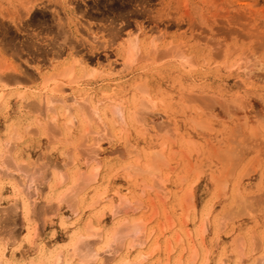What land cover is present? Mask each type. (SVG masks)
Listing matches in <instances>:
<instances>
[{
	"label": "rangeland",
	"instance_id": "rangeland-1",
	"mask_svg": "<svg viewBox=\"0 0 264 264\" xmlns=\"http://www.w3.org/2000/svg\"><path fill=\"white\" fill-rule=\"evenodd\" d=\"M0 155V264H264V0H0Z\"/></svg>",
	"mask_w": 264,
	"mask_h": 264
},
{
	"label": "bare ground",
	"instance_id": "bare-ground-1",
	"mask_svg": "<svg viewBox=\"0 0 264 264\" xmlns=\"http://www.w3.org/2000/svg\"><path fill=\"white\" fill-rule=\"evenodd\" d=\"M137 42H136V40H132V39H129V44H128V47L126 48V50H125V55H126V61H132V59L134 58V54H135V51H136V49H137ZM73 64H75V63H73ZM77 64H80L81 66H82V68H84V69H87L88 68V66H87V64L86 63H83V61L81 60L80 62L79 61H77ZM72 68V67H71ZM114 70V68L112 69V66L110 67H108L107 69H106V76H118L120 73L118 72V70H117V72H114L113 71ZM116 71V70H115ZM105 74V73H104ZM57 95V94H56ZM57 96H59L58 98H57ZM57 96H54V97H52V98H45V100L47 101L46 102V105H48V108L47 109H52L51 108V106H52V104H55V103H57L56 101H60V103H61V105L62 104H64L63 106V110H64V112H61V114H63L64 113V115L65 116H67V120L63 123V125H62V130H63V132L65 133H67V131H69V129H70V124H72V122H71V120H72V117L71 118H69L68 119V112H70L69 111V108H70V106H71V108H73L76 104L78 105V101L74 98H71L72 99V101H70L68 98V100H69V102H68V100L66 99V98H63V97H61L60 95H57ZM21 97H22V95H21ZM51 97V96H50ZM19 98V97H18ZM58 99V100H57ZM44 100V101H45ZM40 101V100H39ZM67 102L68 103H72L71 105L69 104V105H66L67 104ZM31 104V103H30ZM76 105V106H77ZM75 106V107H76ZM78 107H79V105H78ZM87 108V107H86ZM85 108V109H86ZM93 109V110H92ZM112 109H113V106H112ZM112 109H110V110H112ZM72 110V109H71ZM91 110H92V115L93 116H96V117H94V118H96L97 119V116H99V114H98V109L97 108H95V106H94V108H91ZM114 111H115V109H113ZM112 110V111H113ZM77 111H79L78 109H77ZM89 111V110H88ZM119 111V110H118ZM121 111V110H120ZM80 112V111H79ZM83 112V111H82ZM58 113H60V112H58ZM87 113V112H86ZM90 113V114H91ZM112 113V112H111ZM115 113V112H114ZM67 114V115H66ZM80 114V113H79ZM116 114H119V113H116ZM86 114H84V115H82V116H85ZM91 115V116H92ZM115 115V114H114ZM63 117V118H66V117ZM104 116V115H103ZM54 117L56 118V116H53V118H51L52 119V121L51 122H54ZM62 117V116H61ZM89 117V116H88ZM80 118H82V117H80ZM119 118V117H118ZM129 118V117H128ZM84 119V118H83ZM91 119V118H90ZM98 119H100V117H98ZM73 120H74V118H73ZM81 120V119H80ZM87 120H89V119H87ZM92 121V120H91ZM93 121H94V119H93ZM97 121V120H96ZM101 121V120H100ZM75 122V121H74ZM83 122V121H82ZM117 122V121H116ZM120 122V121H119ZM126 122V121H125ZM62 123V122H61ZM60 123V124H61ZM123 123V122H122ZM55 124V123H54ZM74 124V123H73ZM86 124V123H85ZM97 124V123H96ZM95 124V125H96ZM51 125H52V123H51ZM75 125V124H74ZM94 125V126H95ZM85 126V125H84ZM105 126V125H104ZM51 127H53V126H51ZM97 127V126H96ZM86 129H87V127H86ZM120 129V128H119ZM84 130V129H83ZM51 131V130H50ZM53 131V130H52ZM103 131V130H102ZM124 131V130H123ZM83 132V131H82ZM98 132V131H97ZM97 132H94V133H97ZM122 132V131H121ZM100 133V132H99ZM116 133V132H115ZM16 138V137H15ZM15 141V140H14ZM14 146V145H13ZM150 153V152H149ZM2 155H3V153H1ZM157 154V153H156ZM152 155V154H151ZM155 155V154H154ZM158 155V154H157ZM1 156V155H0ZM226 157V156H225ZM228 158H230V157H227V159ZM230 160V159H229ZM2 162V161H1ZM98 162V161H97ZM92 168V167H91ZM95 169V168H94ZM1 173V172H0ZM90 173H91V171H90ZM3 174V173H2ZM1 174V175H2ZM8 174V173H7ZM136 174V173H135ZM0 175V176H1ZM89 175V174H88ZM4 176H5V174H4ZM3 176V177H4ZM63 179V178H62ZM15 182V181H14ZM59 183V182H58ZM62 183V182H61ZM60 183V184H61ZM10 185H12L11 187H12V189H14L15 190V192H17V193H21L20 195H18V199H19V207H20V209H21V212L24 214V212H26V210H27V208H28V206H29V199H31V196H24L25 195V193H24V191L23 192H21L19 189L22 187V186H20L21 184H17L16 182L15 183H12V184H10ZM25 189V188H24ZM232 190V189H231ZM68 191V190H67ZM66 191V192H67ZM236 191H237V189H236ZM14 192V193H15ZM69 192H71V191H69ZM23 193V194H22ZM27 193V192H26ZM64 193V192H63ZM233 193V192H232ZM16 194V193H15ZM63 194H61L60 196H62ZM242 198H243V196H242ZM57 199V198H56ZM56 199H54V200H56ZM232 199V198H231ZM230 199V200H231ZM55 202V201H54ZM60 202V201H59ZM241 203V205L243 206V204H242V201H240ZM244 202V201H243ZM247 202V201H246ZM71 203V202H70ZM250 204V203H249ZM206 205V204H205ZM53 207V206H52ZM245 207V206H244ZM251 207V206H250ZM55 208V207H54ZM239 208V207H238ZM246 209V208H245ZM56 210H58V209H56ZM208 214V213H207ZM55 215V214H54ZM212 216V215H211ZM53 217V216H52ZM64 217V216H63ZM216 217V216H215ZM214 217V218H215ZM47 218H50L49 216L47 217ZM14 219V218H13ZM65 219V218H64ZM49 222H51V221H49ZM61 222V221H60ZM43 224H45L44 222H43ZM50 225V224H49ZM44 226V225H43ZM13 227H15V226H13ZM12 227V228H13ZM133 227V226H132ZM131 229V228H130ZM129 229V230H130ZM139 231V230H138ZM137 233V232H136ZM11 234H12V232H11ZM18 234V233H17ZM77 238V237H76ZM112 239V238H111ZM118 239V238H117ZM116 239V240H117ZM110 242V241H109ZM48 244V243H47ZM40 247V250L42 251H45V249L43 248V246L41 245V246H39ZM51 248V247H50ZM73 248V247H72ZM70 249V248H69ZM69 249H67V250H69ZM105 249H106V247H105ZM98 250V249H97ZM42 251V252H43ZM71 251V250H70ZM69 251V252H70ZM94 251V250H93ZM57 252V251H56ZM104 252V251H103ZM4 253V252H3ZM23 253H24V251H23ZM72 253V252H71ZM1 254V253H0ZM41 254V253H40ZM56 254V253H55ZM109 254V253H108ZM114 254V253H113ZM3 255V254H2ZM2 255H0V256H2ZM23 255V254H22ZM21 255V256H22ZM73 255V254H72ZM99 253H98V251H97V253L93 256L95 259L98 257L99 258ZM71 256V255H70ZM78 256H79V254H78ZM111 256V255H110ZM101 257V256H100ZM4 258V257H3ZM48 258H49V256H48ZM53 258L54 259H52L53 260V262L50 260V259H48V262H51L50 264H59V260H60V255H55V257L53 256ZM62 258V257H61ZM67 258V257H66ZM102 258V257H101ZM46 259H47V257H46ZM94 259V260H95ZM61 260H64V259H61ZM93 260V259H92ZM103 260V259H102ZM7 261V260H6ZM110 261V260H109ZM48 262H47V264H48ZM64 262V261H63ZM83 262V261H82ZM60 263H62V261L60 262ZM66 263V262H65ZM68 263V262H67ZM69 263L71 264V262L69 261ZM6 264H9V263H6ZM100 264H101V262H100Z\"/></svg>",
	"mask_w": 264,
	"mask_h": 264
}]
</instances>
